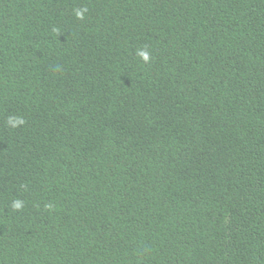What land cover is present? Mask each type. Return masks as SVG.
Instances as JSON below:
<instances>
[{"label":"trees","instance_id":"obj_1","mask_svg":"<svg viewBox=\"0 0 264 264\" xmlns=\"http://www.w3.org/2000/svg\"><path fill=\"white\" fill-rule=\"evenodd\" d=\"M0 264H264V0H0Z\"/></svg>","mask_w":264,"mask_h":264},{"label":"clouds","instance_id":"obj_2","mask_svg":"<svg viewBox=\"0 0 264 264\" xmlns=\"http://www.w3.org/2000/svg\"><path fill=\"white\" fill-rule=\"evenodd\" d=\"M78 15H79V13H78ZM142 55L144 56L145 59H147V55H146V54H143V53H142ZM13 126H15V125H13ZM14 207H15V208H20L21 205H20L19 202H16V203L14 204Z\"/></svg>","mask_w":264,"mask_h":264}]
</instances>
